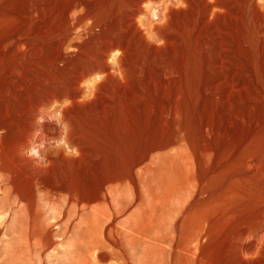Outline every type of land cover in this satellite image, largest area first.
I'll return each instance as SVG.
<instances>
[{
    "label": "bare ground",
    "instance_id": "obj_1",
    "mask_svg": "<svg viewBox=\"0 0 264 264\" xmlns=\"http://www.w3.org/2000/svg\"><path fill=\"white\" fill-rule=\"evenodd\" d=\"M230 1L235 20L244 23L245 32L235 35L248 43L251 32L264 37V0L33 2L34 46H29V36L15 32L0 46V214L10 212L0 223V234L12 235L6 253L11 261L27 252L41 264L58 236L67 240L63 264H134V259L135 264H197L198 252L220 223L223 231L229 226L225 254L263 260L264 78H257L255 98H245L262 104L258 122L249 125L252 131L217 161L220 166L212 168L215 157L206 148L214 131L227 130L231 120L242 123L241 109L247 105L246 84L228 83L230 76H246L239 63H232L235 53L241 55L240 47L223 42L225 25L215 23L230 13ZM199 40L213 62L210 89L203 93L212 99L220 124L204 126V141L197 148L201 154L192 148L194 159L179 156L180 208L167 214L160 227H152L142 214L136 216V205L126 196L128 185L109 172L104 148L93 139L113 133L112 122L127 120L129 107H137L135 118L152 122L151 132L143 127L147 140L155 143L143 152L145 158L162 153L166 136L184 144L193 120L187 123L176 104L164 105L167 81L170 76L177 81V66L166 63L162 52L178 48L191 57ZM179 54L175 51L173 61ZM39 119L44 124L37 136ZM74 148L78 155L72 154ZM31 149L37 155L28 157ZM22 158L34 173L25 172ZM140 175L147 186V172ZM149 192L147 188V196ZM237 193L243 203L232 215L225 211L215 218L207 205L199 206Z\"/></svg>",
    "mask_w": 264,
    "mask_h": 264
},
{
    "label": "rangeland",
    "instance_id": "obj_2",
    "mask_svg": "<svg viewBox=\"0 0 264 264\" xmlns=\"http://www.w3.org/2000/svg\"><path fill=\"white\" fill-rule=\"evenodd\" d=\"M34 1L36 0H0V46L9 33L15 32L16 34L22 36H33L34 15L32 11L34 10ZM229 3L232 11L230 10V13L228 15H219L218 19L215 20V23L216 26L225 25V28H222L224 33L226 32V36L222 38L223 42L229 44L231 48H234L236 44H238V46L240 47L239 54L241 55H237L235 53L234 57L238 59H234L232 63H239L246 76L245 78L239 80L233 79L230 76L228 77V83H230L231 85L235 83L246 84V92L248 94H243L245 95L244 101L247 102V100H245L246 95L249 97L251 96V99L255 98V93L253 92L257 88V78H264V37H262L258 32H254L253 34L251 32L250 36H254L253 38L251 37L253 40L249 41V43L248 39L243 40L241 37H239L242 34L241 31H243L244 28L242 27V24L244 23L240 20H235V4L233 1H230ZM30 10L32 13H29ZM214 27L215 24H212L208 26L207 30L209 31ZM236 31L239 32L240 35L236 36ZM31 37L29 42L30 47L34 44V39H31ZM237 37L239 39H237ZM244 41H246L245 44H243ZM203 46V41L199 40V42L196 44L195 54L191 57H185V53L179 51L178 48H176V50L168 49L162 52L163 59L166 63H169L171 65L174 64L177 66V81H174V78H170L172 76L168 78L164 105L174 106L176 104L175 106H177L178 109L181 110L180 112L185 117L187 123L191 121L189 119L193 120L192 131L191 133H189L188 139L184 144H176L170 142L167 140L166 136L165 148L162 153H152L151 156L145 158L143 156V152H145L147 149H151L155 145V143H153L151 140H147L144 135V133H147V129H149V132H151L152 122L150 123L149 121H144L143 118V121L142 119L138 120L137 118H135L138 109L137 107H129L130 116L127 120L119 121L116 119L117 121L115 120L114 123L112 122L111 126L114 127L113 133L111 131L108 135L106 134L102 136L100 134H96L93 139L96 143L100 142L99 144H101L104 148L103 158L107 160L106 168H108L109 172L114 173L118 179L122 180L126 185H128L129 191L126 196L128 197V200H130L129 202H132L134 205H136L134 208L136 216L142 214L145 222L152 227H160V225L164 222L167 214L175 211L176 207L180 208L179 200L177 199V189L179 186L178 175L180 165V162L178 161L179 156L184 153L187 157L194 159L192 148L197 149L199 148L200 144L203 143L202 141H204V126L210 124L213 125L215 129L220 124L218 117L219 112L213 107L211 101L212 99L204 95V93L208 92L210 89L209 82L211 81V75L213 74V62L211 59H209L208 55H205V49ZM175 51L180 54L175 58L176 60L173 61L172 58ZM230 71H232V69ZM230 78L232 79V81ZM166 98L168 100H165ZM192 100L194 102H192ZM251 102H253L255 107L252 103L250 104L249 102H247V105H245L244 108L241 109V111H243L242 113L244 114L243 119L241 120L242 123L239 124L238 122L231 120V127H227V130L220 129L218 131H214V135H212L209 142L210 145L208 144V147L205 146L208 150L210 149L209 152L213 155V158L215 157L216 160L212 162V168L216 167L217 161H222V157L224 155L225 156L223 158H226L230 152H233L235 150L234 147L240 144L241 140H243V138L252 131V128L250 130L249 127V125H251V121L252 123H256V121L258 122L261 112L259 110L261 109V106L259 105L262 104L254 103V100H251ZM149 103L148 106L152 105L151 101ZM249 104L251 105V107ZM256 106L258 109L256 108ZM113 111L117 112V109H114ZM50 119L51 118H49L48 120L50 121ZM221 119V125L223 123V127H225L226 120L223 119V117ZM39 120L37 122L41 123H38L39 125L36 131L37 136L41 135L40 126L44 124L43 120ZM244 120L247 121L245 122ZM51 121L54 122L53 119H51ZM143 127H147V129L144 130ZM172 137L173 132L169 131L168 138L172 139ZM142 139L146 141H143ZM197 150V154H201L200 149ZM29 151L28 157H30ZM214 152L215 155L213 154ZM21 162L22 166H24V168L26 169L25 172L34 173V167H31V163L28 161V159L22 158ZM208 162V164L210 165V161ZM217 165L220 166L219 163ZM202 167L205 166L202 164ZM205 168L208 169V167ZM143 169L145 170L142 171ZM141 172H147V186H143L141 184ZM147 188H149L150 191L149 196H147ZM235 195H233L232 198L231 196H228L215 201H213L212 199L211 201H205L203 203L200 202L201 204L199 206L207 205V213L213 215L215 218L221 212L225 211L226 213L229 212V216L232 215L231 213L238 211L242 207L243 201L241 200V195H239V193ZM9 213L10 212L5 210L0 214V223L4 221V218L7 219L9 217ZM49 222L52 223V220H50ZM220 224L221 226H219ZM220 224L214 225V227L212 228V237L210 243L207 245V247L204 246V248H202V250L198 252L197 264H264V258L262 260V258H257L255 256H252L250 258L251 255L238 256V254L234 253V255L232 254V259L230 258L232 255H229L228 253L225 254L224 252L227 251L226 248L229 244V241L227 239L228 233H226L229 231V226H226V230L224 228L223 231V223ZM54 229H56V227H54ZM224 233H226L227 236ZM11 239L12 235L10 233L7 234L4 230L1 232L0 264H38V260L36 258L33 259V255L31 253L28 254L27 252L25 253V255H21L15 260L11 261L10 257L6 256V253L13 245V239ZM54 240L56 243L42 254L43 264H63L64 262L63 253L65 252V249L67 247V240L63 241V238H60L58 236H54ZM22 245L24 246L25 244L22 243ZM236 245L237 243L235 244V246ZM28 257L29 260L27 262L25 261L26 263L23 262V259L26 260V258ZM201 257L203 260H201ZM242 258L245 260H242ZM248 258H250V260ZM253 258H256V261L260 262L257 263ZM20 259L22 261H20ZM135 261L136 259H134V264Z\"/></svg>",
    "mask_w": 264,
    "mask_h": 264
},
{
    "label": "clouds",
    "instance_id": "obj_3",
    "mask_svg": "<svg viewBox=\"0 0 264 264\" xmlns=\"http://www.w3.org/2000/svg\"><path fill=\"white\" fill-rule=\"evenodd\" d=\"M41 147H43V145H41ZM72 154H74V155H78L79 153H78V151L74 148V149L72 150ZM35 155H37V150H36V149H31V150L29 151V156L31 157V156H35Z\"/></svg>",
    "mask_w": 264,
    "mask_h": 264
}]
</instances>
